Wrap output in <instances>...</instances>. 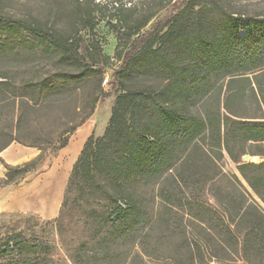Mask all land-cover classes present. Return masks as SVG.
I'll list each match as a JSON object with an SVG mask.
<instances>
[{
	"label": "trees",
	"instance_id": "1",
	"mask_svg": "<svg viewBox=\"0 0 264 264\" xmlns=\"http://www.w3.org/2000/svg\"><path fill=\"white\" fill-rule=\"evenodd\" d=\"M71 3L79 29L92 30L96 13L113 10L110 27L117 32L120 49L105 94L114 96L108 124L101 136L92 134L84 142L53 220L59 254L70 264H125L130 252L121 253V243L143 241L155 218L157 198L199 219L194 210L201 201L191 191L196 188L195 151L221 155L226 150L264 204V159L243 162L244 148L236 153L229 144L231 139L256 147L264 142V119L235 120L232 116L238 115L231 108L240 102L249 74L260 85L264 17L243 20L222 0H179L151 31L140 34L156 10H140L122 0ZM1 33L0 56L8 53L18 60L27 54L48 66L0 69V151L12 142L39 150L15 166L0 158L3 186L68 144V136L94 113L104 76L97 67L99 46L93 42L81 52L79 34L11 16H0ZM235 83H240L236 89ZM66 105L68 113L61 114ZM213 163L217 170L212 182L218 186L207 194L222 206L225 233L235 241L227 247L235 256L205 260L189 244L185 264H264V209L248 202L236 175H226ZM221 180L227 188L219 187ZM53 253L54 246L44 241L20 234L0 237V264H49Z\"/></svg>",
	"mask_w": 264,
	"mask_h": 264
},
{
	"label": "rangeland",
	"instance_id": "2",
	"mask_svg": "<svg viewBox=\"0 0 264 264\" xmlns=\"http://www.w3.org/2000/svg\"><path fill=\"white\" fill-rule=\"evenodd\" d=\"M178 1L173 0L170 4H167L168 0H122V2L127 4H135L140 10H156L146 26L140 31V34L151 31L158 22L162 21L173 11L172 8ZM94 2L103 3L104 0H94ZM222 2L229 9L236 10L243 20L246 17H264V0H222ZM161 5H164V7L157 9ZM96 14L97 24L92 30L79 29L71 0H0V16L31 19L43 26L56 29L65 34H79L81 36V52L88 50V47L93 42L97 43L100 49L97 67L101 69L103 76L107 78V82L105 84L102 83V97L96 103L94 113L90 118L95 123L93 129L94 137L97 136L95 135L96 131L98 133L104 132L103 129L108 124L114 96H105V94H108L110 90L109 82L112 79V73L119 65L117 51L120 49V46H117V32L110 27V23H115L113 10H101ZM22 35L26 38H31L28 31H22ZM3 37L4 33H1L0 38ZM32 64L44 65L45 63L44 61L31 58L27 54H24L18 60L8 53L0 56V69L13 65L26 69ZM44 66L48 68L47 65ZM260 74L258 77L259 87L256 80L253 79L254 74L248 75L250 81H244V91L240 95V102L231 105L235 114L238 115L232 116L235 120L264 119V69L263 73ZM239 85L240 83H235L233 88L236 89ZM251 86L254 87L257 95L251 91ZM69 105H66L60 113H68ZM221 110L226 112L224 108ZM71 136L72 134L68 138L70 139ZM229 141L233 152L237 153L244 148L245 154L249 156L246 162L254 163L251 161L253 157H257L256 163L264 159L262 157V154H264V142L259 147H256L253 142L234 144L232 139ZM35 151L37 152V150ZM258 152L261 154H257ZM72 153L74 154V151ZM59 154L60 151L56 155L48 154L42 161L45 164L49 161L52 165L58 161ZM194 155L196 166L193 170L192 182H194L196 188L191 191L201 201V205L195 207L194 210L198 214L197 216H200L199 219L190 212L171 207L168 203L157 198L155 218L149 226L143 241L134 245L129 239H126L121 243L120 252H130L125 264H185L190 256V252L187 249L189 244H192L195 249L194 255L205 260L211 256L225 260L234 258V251L227 246L233 245L232 243L235 244V241L225 233L222 221L227 223V220L223 218L222 206L214 203L207 194V189L210 190L212 186L214 188L218 186L217 183L214 184L212 182V177L217 170L213 161L226 175L231 176L234 174L237 176L240 181V190L248 199V202L254 200L263 209L264 204L261 202L259 195L251 190L248 183L240 175L237 164L232 161L226 150L223 149L221 155L211 152L204 154L201 151H195ZM70 159V156L65 158L59 176L60 180L47 179L40 183L41 199H43L42 197L48 189H53L52 192L56 202L57 204L59 203L60 183L70 168ZM38 168L40 166L32 171ZM169 178L171 179V177ZM171 182L172 186L176 188L173 180ZM189 184L191 183L189 182ZM226 186L227 183L225 181L221 180L219 182V187L222 189L227 188ZM169 195L173 200H176L175 193L172 192ZM53 220H45L32 214L0 217V237L8 234H20L27 240L47 242L49 245L54 246L55 253L49 257V264H70L63 254H59L58 233ZM223 244H225V247H223Z\"/></svg>",
	"mask_w": 264,
	"mask_h": 264
},
{
	"label": "crops",
	"instance_id": "3",
	"mask_svg": "<svg viewBox=\"0 0 264 264\" xmlns=\"http://www.w3.org/2000/svg\"><path fill=\"white\" fill-rule=\"evenodd\" d=\"M89 117L82 125L72 133L68 144L62 148L58 155V161L54 164H47L42 161L40 168L26 173L22 178L9 184L0 186V217L23 214L37 215L45 220L55 219L58 216L59 207L62 200L63 190L71 167L77 159L84 142L93 134L95 123ZM104 130V129H103ZM103 133V131H102ZM102 133L95 132L96 137ZM73 145V146H72ZM36 148L12 142L0 151V158L8 165L15 166L27 162L39 153ZM74 151V154L72 153ZM71 156L69 160V170L64 179L61 180L59 190V203L53 194V189H48L41 199L40 183L47 179L60 180V172L65 158ZM5 168L0 162V177L4 176Z\"/></svg>",
	"mask_w": 264,
	"mask_h": 264
},
{
	"label": "water",
	"instance_id": "4",
	"mask_svg": "<svg viewBox=\"0 0 264 264\" xmlns=\"http://www.w3.org/2000/svg\"><path fill=\"white\" fill-rule=\"evenodd\" d=\"M248 158H249V156L247 154H245V155H243L242 160L246 162V161H248ZM257 160H258L257 157H253L251 159V161L254 162V163H256Z\"/></svg>",
	"mask_w": 264,
	"mask_h": 264
},
{
	"label": "built area",
	"instance_id": "5",
	"mask_svg": "<svg viewBox=\"0 0 264 264\" xmlns=\"http://www.w3.org/2000/svg\"><path fill=\"white\" fill-rule=\"evenodd\" d=\"M107 82V78L106 77H104V79H103V84H105Z\"/></svg>",
	"mask_w": 264,
	"mask_h": 264
},
{
	"label": "bare ground",
	"instance_id": "6",
	"mask_svg": "<svg viewBox=\"0 0 264 264\" xmlns=\"http://www.w3.org/2000/svg\"><path fill=\"white\" fill-rule=\"evenodd\" d=\"M69 156H70V155H69ZM69 156H68V157H69ZM70 157H71V156H70Z\"/></svg>",
	"mask_w": 264,
	"mask_h": 264
}]
</instances>
